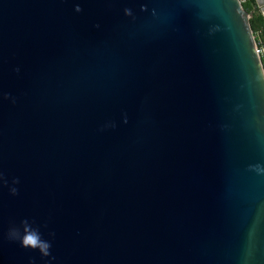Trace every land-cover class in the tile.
<instances>
[{
    "label": "water",
    "instance_id": "water-1",
    "mask_svg": "<svg viewBox=\"0 0 264 264\" xmlns=\"http://www.w3.org/2000/svg\"><path fill=\"white\" fill-rule=\"evenodd\" d=\"M248 17L240 0H0V264H264Z\"/></svg>",
    "mask_w": 264,
    "mask_h": 264
},
{
    "label": "trees",
    "instance_id": "trees-1",
    "mask_svg": "<svg viewBox=\"0 0 264 264\" xmlns=\"http://www.w3.org/2000/svg\"><path fill=\"white\" fill-rule=\"evenodd\" d=\"M240 4L249 14L248 24L256 44H264V18L255 0H240ZM261 65L264 72V59H261Z\"/></svg>",
    "mask_w": 264,
    "mask_h": 264
},
{
    "label": "clouds",
    "instance_id": "clouds-1",
    "mask_svg": "<svg viewBox=\"0 0 264 264\" xmlns=\"http://www.w3.org/2000/svg\"><path fill=\"white\" fill-rule=\"evenodd\" d=\"M76 10L80 11L79 6H77ZM126 12H127V10H126ZM22 245L25 246V247H28V246H31L33 248L37 247L38 246L37 237L35 235H32V234H29V235L25 236L23 238V240H22ZM43 247L47 248L48 245L44 244ZM45 254H47V253H45Z\"/></svg>",
    "mask_w": 264,
    "mask_h": 264
},
{
    "label": "built area",
    "instance_id": "built-area-1",
    "mask_svg": "<svg viewBox=\"0 0 264 264\" xmlns=\"http://www.w3.org/2000/svg\"><path fill=\"white\" fill-rule=\"evenodd\" d=\"M254 53L258 56L260 59H264V48L261 45L256 44L254 45Z\"/></svg>",
    "mask_w": 264,
    "mask_h": 264
},
{
    "label": "crops",
    "instance_id": "crops-1",
    "mask_svg": "<svg viewBox=\"0 0 264 264\" xmlns=\"http://www.w3.org/2000/svg\"><path fill=\"white\" fill-rule=\"evenodd\" d=\"M262 46V45H261Z\"/></svg>",
    "mask_w": 264,
    "mask_h": 264
}]
</instances>
